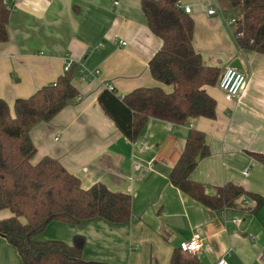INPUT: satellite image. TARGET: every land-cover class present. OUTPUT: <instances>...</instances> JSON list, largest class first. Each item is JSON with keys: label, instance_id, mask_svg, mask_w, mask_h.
<instances>
[{"label": "crops", "instance_id": "crops-1", "mask_svg": "<svg viewBox=\"0 0 264 264\" xmlns=\"http://www.w3.org/2000/svg\"><path fill=\"white\" fill-rule=\"evenodd\" d=\"M14 7L8 40L0 42V97L12 114L18 98H26L76 66L72 99L50 121L30 131L36 146L32 159H57L78 176L84 188L102 182L129 193V222L113 224L101 218L80 224L51 222L40 240L72 242L86 238L83 258L102 264H169L181 242L195 236L202 264L225 258L230 264H264V205L241 201L244 210H212L175 187L169 175L192 128L206 133L210 148L191 177L209 193L227 182L264 197V54L240 49L228 27L230 8L223 0H180L195 21L193 45L203 62L221 73L239 60L246 82L238 98L225 99L218 85L206 87L217 101L216 118H192L175 124L148 119L136 140H129L98 102L111 86L125 95L138 87L172 86L156 81L149 61L162 40L149 27L141 0H11ZM212 7L218 13L209 14ZM237 18V16H235ZM126 41L122 45L120 41ZM71 66V67H72ZM81 70L98 73L82 79ZM248 170V174H245ZM10 210L0 211V219ZM233 219L240 220L239 224ZM254 236V238H251ZM0 264H23L17 248L0 236Z\"/></svg>", "mask_w": 264, "mask_h": 264}, {"label": "trees", "instance_id": "trees-1", "mask_svg": "<svg viewBox=\"0 0 264 264\" xmlns=\"http://www.w3.org/2000/svg\"><path fill=\"white\" fill-rule=\"evenodd\" d=\"M180 0H141L150 31L161 38L160 49L149 61L152 77L172 86L167 92L160 86L138 87L120 95L115 88H104L98 102L118 129L131 141L137 139L148 119L157 118L185 124L192 118H216L217 101L206 87L219 83L221 70L203 62L193 45L195 21L179 6ZM239 9L234 37L240 49L264 54V0H227ZM11 3L0 0V42L8 40ZM77 67L26 98L9 104L0 97V211L8 209L9 217L0 219V236L14 245L23 264H102L84 260L86 238L76 234L72 242L59 239L40 240L53 221L80 224L101 218L113 224L130 221L132 199L129 193L114 191L98 182L84 188L78 176L69 172L55 158L45 156L37 163L30 131L39 122L52 120L72 99L79 96L73 84ZM206 133L192 128L183 150L171 169V183L204 206L244 210L240 200L255 201L256 210L264 205L261 194L242 185L227 182L207 186L192 179L199 161L208 156ZM264 162L263 153H252ZM169 264H202L193 254L176 249Z\"/></svg>", "mask_w": 264, "mask_h": 264}, {"label": "built area", "instance_id": "built-area-1", "mask_svg": "<svg viewBox=\"0 0 264 264\" xmlns=\"http://www.w3.org/2000/svg\"><path fill=\"white\" fill-rule=\"evenodd\" d=\"M11 0H4V3L8 4L10 3ZM179 6H181L179 4ZM182 7V6H181ZM185 11L187 13L191 12V8L189 6H185L184 7ZM209 14H216L218 13V9L215 7H212L208 10ZM237 18L232 16L227 20V24L230 25H234L236 24ZM120 43L122 45H126L127 42L126 41H120ZM71 61H69L65 67H64V71L67 72L71 69ZM82 73V79H90L92 77H94L98 71H87V70H81ZM246 82V72L242 69H239L237 67H233V66H229L228 68H226V70L224 71L222 77L219 80L218 83V88L219 90L224 94L225 99L228 101H233L236 98H238V96L240 95V92L244 86ZM108 88L112 89L113 87L108 86ZM80 96H78L79 98ZM245 174H248V170H245ZM244 202H247V200H243ZM233 222H235L236 224L240 223V220L238 219H233ZM251 238H254V236H251ZM202 247V240L195 236L189 240H185L183 242H181L180 244V248L182 251L190 253V254H194L195 252H197L200 248ZM214 264H230L225 258H221L218 261H216Z\"/></svg>", "mask_w": 264, "mask_h": 264}, {"label": "rangeland", "instance_id": "rangeland-1", "mask_svg": "<svg viewBox=\"0 0 264 264\" xmlns=\"http://www.w3.org/2000/svg\"><path fill=\"white\" fill-rule=\"evenodd\" d=\"M223 2H225V4H227L228 5V3H227V0H223ZM229 6V5H228ZM230 7V6H229ZM230 8H232V7H230ZM233 9V12L231 11L230 13H228V15L230 16V17H232V16H238L239 15V9H235V8H232ZM229 17V18H230ZM227 24V23H226ZM228 27H232V26H234V25H232V26H229V25H227ZM222 75H223V73H221L220 74V78L222 77ZM220 80V79H219Z\"/></svg>", "mask_w": 264, "mask_h": 264}, {"label": "water", "instance_id": "water-1", "mask_svg": "<svg viewBox=\"0 0 264 264\" xmlns=\"http://www.w3.org/2000/svg\"><path fill=\"white\" fill-rule=\"evenodd\" d=\"M231 66H233V67H237V68H239V69H242L243 70V66H242V64L240 63V61L239 60H235L233 63H232V65Z\"/></svg>", "mask_w": 264, "mask_h": 264}]
</instances>
